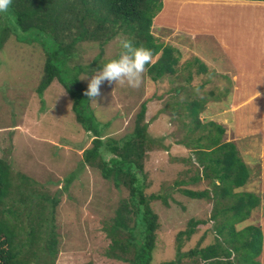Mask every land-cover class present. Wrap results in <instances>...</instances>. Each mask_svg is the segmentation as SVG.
<instances>
[{
	"label": "rangeland",
	"instance_id": "374dc122",
	"mask_svg": "<svg viewBox=\"0 0 264 264\" xmlns=\"http://www.w3.org/2000/svg\"><path fill=\"white\" fill-rule=\"evenodd\" d=\"M162 4V10L152 20V35L159 43L177 48L181 62H189L197 57L204 63L207 66L205 72L198 73L194 66L188 70L193 76L191 85L206 83L204 91L213 90L218 96L215 101H221L214 106L209 105L214 102H208L199 118L203 122L212 121L222 125L225 129L222 141H231L238 149V144L246 149L242 150L241 159L252 173V186L235 191L256 192L258 186L261 202L253 216L247 222L236 225V229L240 230L245 225L261 226L263 232L260 230L261 236L255 242L259 243L262 239V244L264 177L258 179L259 163L255 153L264 145V98L256 97L250 102V98L243 97L235 109L230 107L234 100V83L231 80L234 68L236 80L244 85L245 90L250 89L258 79L256 76L248 79L247 69L241 66L245 63L248 69L254 70L257 62L253 65L242 60L241 63L232 55L248 46L247 36H240V33H245L248 23H256L258 19L252 18L250 21L252 15L248 16V3L163 0ZM119 43L118 38L112 39L102 47L101 53L98 41L82 43L77 50L79 58L73 63L91 64L99 54L101 57L97 64H101L117 56ZM156 58L153 57V62ZM42 63L43 52L39 46L33 48L18 43L12 35L0 50V157L10 166L12 164L13 175L29 174L28 171L35 173L32 175L34 179L30 181L40 194L38 201L44 200V195L48 199L57 198L52 236L57 242L54 264H130L112 255L118 254L131 260L132 248L126 253L111 249V239L105 232L113 223L115 210L128 198V189L123 185L115 188L112 181L102 179L96 169L81 165L82 152L90 147L91 138L75 121L69 104L65 103L63 89L55 81L41 98L36 94ZM97 64H93L90 69L96 68ZM179 66L178 75H167L157 84L149 81L146 72L137 88L129 87L126 83L105 81L100 86V95L89 100L96 120L109 123L103 130V137L114 139L133 130L140 104L146 102L147 134L155 140L156 145L147 151L143 160V172L146 175L143 194H160L166 197L167 202L166 205L161 200L149 202L158 223L150 264L174 259L177 233L187 228L190 219L201 220L205 224L198 225L188 240L183 238L182 252L213 244L218 238L214 230L216 221L209 220L213 202L190 200L180 192L182 189L211 191L209 181L176 184L201 173L194 162V154L174 143L182 137L183 130L179 122L170 118L172 109L167 102L174 100V86H184L176 94H182V98L193 89L184 82L188 71L182 65ZM239 72L242 73L240 77ZM90 78L91 75H80L79 81L86 88ZM239 84L235 89L238 96ZM224 88L227 89L226 95L229 94L227 98L220 94ZM71 124H74V128H71ZM160 146L167 147V150L164 151ZM43 203L49 206L47 201ZM257 213L262 217L260 220ZM126 237L125 232L119 233L122 241ZM44 245L45 240L37 246ZM32 260L36 264H50L49 256L44 251H39ZM182 262L191 264L189 259H183Z\"/></svg>",
	"mask_w": 264,
	"mask_h": 264
},
{
	"label": "trees",
	"instance_id": "16d2710c",
	"mask_svg": "<svg viewBox=\"0 0 264 264\" xmlns=\"http://www.w3.org/2000/svg\"><path fill=\"white\" fill-rule=\"evenodd\" d=\"M162 2L12 0L7 12L0 14V50L11 35L18 43L33 48L39 46L43 52V63L36 94L41 98L55 81L63 89L65 103L69 104L75 121L91 138L90 147L82 152L81 165L96 169L100 177L111 180L115 188L123 185L128 189V198L115 210L113 223L105 232L111 239V249L126 253L132 248L131 260L118 254L112 255L130 264H150L158 223L149 202L161 200L167 204L163 195L143 194L146 176L143 160L147 151L156 145L155 140L147 134L146 102L140 104L130 133L118 139L104 138L103 130L109 123L96 120L89 107L91 98L84 95L86 88L79 81L80 75H93L103 63L97 64L101 56L98 54L88 65L73 62L79 58L77 50L80 44L98 41L101 53L105 44L118 38L131 39L135 45L150 49L153 57L157 56L153 63L146 66V74L152 83L157 84L167 75H178L181 69L179 65L185 71L194 66L198 73L205 72L207 66L197 57L189 62H181L177 48L159 43L152 35V20L162 10ZM93 64H97V67L90 69ZM190 72L184 80L186 85H191L193 79ZM205 86L203 82L188 86L193 89L185 98L180 97L182 94L176 95L184 86H174V100L167 102V105L172 109L170 118L179 122L183 130L182 137L174 143L190 150L194 154L195 164L201 169L200 174L176 184L209 181L211 191L182 189L180 192L190 200L213 202L209 220L216 221L214 230L218 238L213 244L182 252V241L188 240L198 225L205 224L204 221L190 219L187 228L177 233L174 259L160 264H182L183 259H189L191 264H263L260 259L262 239L259 243L255 242L261 236V229L249 225L236 229V225L247 222L255 208L259 207L261 198L258 186L256 192L235 191L252 186V173L241 159L236 145L231 141H222L224 127L212 121L203 122L199 118L208 102H214L209 104L213 106L221 103L215 101L218 96L213 90L204 91ZM226 92V88L224 92L218 91L227 98L229 94L226 95ZM70 126L74 128V124ZM160 147L167 150V147ZM11 167L12 164L10 166L0 157V264H36L32 262V257L39 251H44L49 256V263L54 264L57 242L52 236L58 200L55 197L48 199L44 195V200L38 201L40 194L30 181L35 173L28 171L29 174L13 175ZM257 174L259 176V171ZM44 201L49 203L48 207ZM121 232L127 234L125 241L119 238ZM44 240L45 245L38 248L37 245Z\"/></svg>",
	"mask_w": 264,
	"mask_h": 264
},
{
	"label": "crops",
	"instance_id": "0c3cea01",
	"mask_svg": "<svg viewBox=\"0 0 264 264\" xmlns=\"http://www.w3.org/2000/svg\"><path fill=\"white\" fill-rule=\"evenodd\" d=\"M220 2H239V3H248V6L250 4V10H248V16L252 15L250 17V21H252V18H257L258 22L256 23H248V26H246V30L245 33L241 32L240 36H247V41L249 42L248 46L242 50V52H235L234 54H232L234 57H236L237 60H240L242 63L243 62H250L253 65L254 62H257V64L255 66H257L254 70H252L251 68L248 69L247 64L242 63L241 66L243 65L246 69L247 72L249 73V77L248 79L256 76V81L252 84V86L250 87V89L245 90L244 85H240L237 80H236V71L234 68L231 80L234 83V92H233V104L232 106H230L232 109H235L236 106L239 104H237V102H241L240 100L244 97V98H250V102H252L256 97L259 98H264V2H251V1H220ZM169 7V6H167ZM165 13V12H164ZM235 50H238L237 48ZM240 53V54H239ZM223 55H225L224 53H222ZM236 59H234V62H236ZM253 59V60H252ZM237 63V62H236ZM228 68H230V66H228ZM225 73L229 74L228 71H226ZM240 77L242 75V73H238ZM245 74V72L243 73ZM237 84L240 85V94L239 96L237 95ZM257 85H260L259 87L256 88ZM243 90V91H242ZM239 99V100H238ZM246 101H244L245 103ZM250 102L247 104V106L250 104ZM258 135V134H257ZM244 137V136H243ZM242 137L238 138V142H240ZM238 147H240L239 152L241 154L242 150H246V149H242L240 144H238ZM258 154V156H257ZM256 155V161L258 160L259 163V177L262 178L264 177V145L260 146V149L257 153H255ZM260 156V157H259ZM250 157V156H249ZM260 209V208H259ZM257 218L258 220H260V216H258L257 213ZM263 221H264V217H263ZM259 225L260 222H259ZM261 230L262 227L260 226ZM263 232V230H262ZM264 238V236H263ZM261 261L262 263L264 262V243L262 242V253H261ZM264 264V263H263Z\"/></svg>",
	"mask_w": 264,
	"mask_h": 264
},
{
	"label": "clouds",
	"instance_id": "9594fccd",
	"mask_svg": "<svg viewBox=\"0 0 264 264\" xmlns=\"http://www.w3.org/2000/svg\"><path fill=\"white\" fill-rule=\"evenodd\" d=\"M11 2L12 0H0V14L7 12ZM119 48L120 51L117 56L103 62L95 70L91 78L88 79L84 90L86 97H98L100 95V86L105 81L109 83H126L132 88H137L141 85L143 75L147 71L146 66L153 62L152 51L143 46L135 45L131 39H121ZM91 101H95V99Z\"/></svg>",
	"mask_w": 264,
	"mask_h": 264
}]
</instances>
